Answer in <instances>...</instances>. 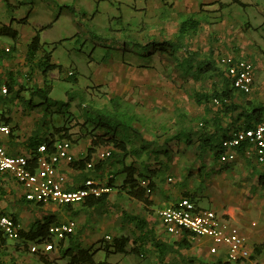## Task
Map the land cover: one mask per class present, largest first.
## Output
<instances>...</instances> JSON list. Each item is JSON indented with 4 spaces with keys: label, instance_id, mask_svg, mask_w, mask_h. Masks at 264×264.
I'll return each mask as SVG.
<instances>
[{
    "label": "crops",
    "instance_id": "1",
    "mask_svg": "<svg viewBox=\"0 0 264 264\" xmlns=\"http://www.w3.org/2000/svg\"><path fill=\"white\" fill-rule=\"evenodd\" d=\"M46 1L0 0V108L6 120H9L11 128L10 135L0 134V143L11 156L36 158L37 154L35 155L30 147L32 136L36 134L35 141L40 142L46 138L59 139V135L55 133L59 129L52 126L48 117L45 120L42 111L30 110L18 100H14L13 92L3 93L4 89L7 90V85L14 84L15 93L21 88L28 89L33 85L42 89L49 86L51 98L65 101L61 91L64 94L73 90L84 91L86 88L82 87H90L93 84L88 82L86 85V73L83 71L84 68L91 69V65L83 66L79 70L77 65L64 67L54 59L53 55L58 48L75 36L57 42L45 40L49 32L60 24L64 14H67L66 17L77 18L80 29L84 26L82 23L90 22L85 10L87 2ZM106 2L109 5L104 19L109 22L117 21L122 24L124 19H141L142 30L147 37L140 40V46H145L151 41L175 40L183 21L191 17L199 19L202 24L192 38H187V45L201 50L205 45L207 48L204 51H209L214 61L218 55L251 61L255 68V85L253 92L248 96L252 97L251 102L264 103V0H134L132 5L134 11L139 13L138 17L135 13L128 15L122 12L116 16V5L120 8L126 5L118 0ZM57 9H60V12L54 22L45 26L36 24L34 27L30 24L29 17L33 15L37 16L39 21H50L46 16L41 17V14L54 17ZM20 20L27 22L22 23ZM4 29H9L11 34L8 32L2 35ZM13 31L17 33V39L11 36ZM38 33L41 49L36 61L50 54L51 63L62 66L63 70L62 73L57 70L51 72L47 84L36 65L30 67L26 62L28 46ZM201 38H206L205 42L200 43ZM156 56L157 54L150 55L149 63ZM106 58L97 65L114 63ZM67 69H75L77 84L67 82V77H64ZM63 83L67 85L62 86ZM23 93L29 98L28 91ZM117 97L122 98L119 95ZM218 112L212 111L208 114L215 116ZM206 115L207 112L204 111L200 118H205ZM190 119L193 118L188 117V120ZM228 123L230 119L224 126ZM234 132L235 130L230 131L224 139ZM81 135H72L73 140H77L71 150L74 160L83 159L90 146L91 139L79 138ZM219 139L221 141L223 137L219 136ZM104 149L106 148L97 149L91 163L99 161L98 153ZM170 150L167 157H162V160L167 162L163 165L164 171L160 175H151L153 193L149 196V204L145 205L131 198L122 190L124 176L117 179L119 188L112 189L109 193V203L116 202L123 206L127 213L142 218L144 224L141 226L135 221L125 220L123 211L116 212V216L108 221L109 217L106 216L109 211L106 207L96 210L84 207L83 203H31L26 200L22 185L11 175L0 173V212L13 218L22 232H28L35 221H44L46 217L53 218V225L71 221L76 223L75 234L63 241H53V250L44 256L30 251L31 246L39 240L30 242L20 238L14 241L2 235L0 264H69L71 257L77 253L73 250L75 247L90 251L94 255L95 264H264V164L258 161L255 149L244 146L238 150L236 161L228 164L220 163L222 145L202 152L199 143L194 146L181 143L171 144ZM131 163L132 160L129 159L127 164ZM60 169L67 177L68 190L81 188L85 181L80 177V171L72 169L66 163H63ZM107 180L108 177L96 182L106 185ZM119 181L121 183H118ZM183 198L193 201L199 209L214 211L232 230L246 237L251 251L250 258L232 263L227 258L225 247H220L216 254L211 253L213 242L209 238H195L187 231L180 235L168 233L161 222L160 211L176 205ZM128 200L137 205L134 208L128 207L130 203L124 206L123 203L126 204ZM98 211L103 219L96 220L91 216ZM85 213H88V218L83 215ZM106 236H110L112 240L104 241ZM121 239L128 240L124 251L111 247L114 240ZM160 247L164 250L163 254Z\"/></svg>",
    "mask_w": 264,
    "mask_h": 264
},
{
    "label": "trees",
    "instance_id": "2",
    "mask_svg": "<svg viewBox=\"0 0 264 264\" xmlns=\"http://www.w3.org/2000/svg\"><path fill=\"white\" fill-rule=\"evenodd\" d=\"M201 25V21L195 17H191L182 22L179 35L175 40L170 41H151L145 46H140L148 50L149 55H159L168 57L171 60H178L180 52H184L185 56L178 63V67L182 71L184 79L189 77L195 80H200L207 75H218L222 79V88L219 91L212 93H196L194 101L198 105H205L207 115L205 118L188 120L184 115L179 116V123L176 132L171 137L159 143L158 140H150L145 138L141 129L135 126V117L124 111L121 98L115 96L109 100V106L94 107L91 104H85V91H68L67 100H55L49 96V89L31 86L28 89L21 88L15 93V85H7V92L12 93L14 100H18L22 105L30 110H40L44 113V118L47 120L52 115H58L61 118L69 119L72 117L71 108L74 102L84 112L85 123L81 126V137H89L91 139L87 155L80 160L72 161L69 166L80 171V177L86 182L88 180H104L108 177L106 185L110 189L119 188L117 179L119 176H124V182L121 186L127 194L145 205L149 204V196L145 189L140 185L142 180H151V175H160L164 170L162 157L168 156L171 151V144L184 143L186 146H194L199 143V149L203 152L206 149L217 148L222 145L224 138L230 131L250 129L264 119V103H255L246 101L243 105L236 101V95L239 97L245 94L233 88L231 81L225 76V73L217 63L213 60L212 55L203 57L198 51H194L187 46V38L195 34ZM9 29H4L2 35H6ZM13 39H17V33L12 32ZM11 34V32L9 33ZM41 49L39 33L28 46L26 62L32 67H36L41 71L43 77L48 80V76L53 71L63 72L62 66L51 63V55L48 54L42 59L36 61L38 53ZM67 82L77 84L75 74L67 77ZM29 92L27 98L23 92ZM214 100L221 101L222 105L217 107L219 112L215 116H210L213 111ZM224 101H227L225 103ZM221 109V110H220ZM226 115L230 119V123L225 125ZM9 123V120H7ZM213 131V132H211ZM56 135H59L57 140H73L70 130L63 128L56 130ZM36 134L31 138V148L36 155L41 144L45 143L49 149L53 148L56 139H44L43 142L35 141ZM219 136L223 137L220 141ZM171 143V144H170ZM111 148V155L103 160L95 162L92 168H88L93 155L99 148ZM131 159L132 163L127 164ZM153 169H152V168ZM84 182V183H85ZM153 189L152 182L150 181ZM67 183V188H68ZM69 189V188H68ZM83 203L84 207L90 209H103L109 203V194H103L101 197H88ZM43 205V204H39ZM69 209L70 206H68ZM124 219L127 221H135L140 226L144 221L139 216H135L123 211ZM54 224L52 217H46L44 221H35L28 232L21 231V238L24 241H38L48 239L49 228ZM3 234L0 232V240ZM6 238V237H5ZM112 240V239H111ZM106 241V239L104 240ZM128 240H114L111 247L117 251H124ZM77 253L71 257L69 264H95L93 254L90 251L73 249ZM163 254V249L160 247ZM137 252V251H136Z\"/></svg>",
    "mask_w": 264,
    "mask_h": 264
},
{
    "label": "rangeland",
    "instance_id": "3",
    "mask_svg": "<svg viewBox=\"0 0 264 264\" xmlns=\"http://www.w3.org/2000/svg\"><path fill=\"white\" fill-rule=\"evenodd\" d=\"M85 1L87 2L85 8L87 11L86 16L90 22L82 23L84 26L80 29L81 26L79 27L77 18L73 16L66 17L65 15L67 14H64L57 28L49 32V36L45 39L48 42H57L75 36L74 39L65 41L53 56L56 62L64 67L77 65L80 70L83 66H92L91 69L88 68L89 70L85 68L83 70L86 73V85H88V82L93 83L90 87H82L86 88L83 92L85 104L102 108L105 105L109 106V100L119 95L122 97L121 100L123 99L122 107L124 111L134 115L135 126L141 129L145 138L156 139L159 143H163L165 139L175 134L179 116L186 115L187 119L188 117L200 119L206 107L205 105H198L194 101V95L196 93L210 94L214 91H219L222 88L221 77L218 75H207L200 80H195L192 77L187 80L184 79L182 71L178 67V63L185 56L184 52H180L178 60H171L168 57L157 55L149 63L151 58L148 54L149 51L144 48L141 49L139 46L140 40L145 39V36L147 37L145 31L142 30L140 18H135L132 21L129 18L127 20L124 19L121 21L122 24L117 23V21H114V23L109 22L104 19V16H107L105 11L109 5L106 0L100 3L98 2L99 0ZM110 1L115 2L116 0ZM118 1L130 7L123 6L120 8L117 4L116 10H118V13H116V16L122 12V14L127 13L128 15L135 13L138 17L139 13L134 11L132 5L134 0ZM41 10L44 11V9ZM46 11L48 12V10ZM59 12L60 9H57L54 17L49 14H41V17L46 16L50 21H39L36 19L37 16L33 15L29 17V22L33 27L37 26L36 24L45 26L50 22H54L58 18ZM94 18L96 19L93 21ZM20 22L24 23L27 21L20 20ZM15 26L17 27L18 25L15 24ZM46 34L48 32L44 36ZM195 34L190 35L188 38H192ZM6 40L9 39L6 38ZM205 40L206 38H201L200 43L205 42ZM187 46L194 51H198L202 58L211 57L212 55L209 51H204L207 48L205 45L202 50L201 48L193 49L190 45ZM218 56L215 62L219 66V59L222 56ZM105 57L114 63L111 65H97ZM139 60H141L140 63H137ZM146 63H149V65ZM69 73H74L76 76L75 69H67L64 77H68ZM66 85L62 84V86ZM61 96H65V100H67V95L62 91ZM251 99L252 97L248 95L239 97V93H237V102L241 105ZM213 111L219 110L216 106H213ZM0 112H2L1 108ZM71 113L73 118L65 119L58 115H52L48 120L55 129H69L72 131V135L77 137L81 134V126L86 119L77 101L73 103ZM223 116L225 117V123H227L229 118L226 115ZM162 161L163 164L167 163L165 160ZM120 181L118 183H121ZM128 201L126 204L123 203V205L127 206L130 203L128 207L132 208L137 205L131 200ZM123 208L116 202H110L105 208L109 211L106 216L109 217L107 220H112V217L116 216V212L124 211ZM84 211L81 210V212ZM83 215L86 218L89 217L88 213ZM91 216H94L96 220L103 219L100 211L91 214ZM102 254L104 253H99V255Z\"/></svg>",
    "mask_w": 264,
    "mask_h": 264
},
{
    "label": "built area",
    "instance_id": "4",
    "mask_svg": "<svg viewBox=\"0 0 264 264\" xmlns=\"http://www.w3.org/2000/svg\"><path fill=\"white\" fill-rule=\"evenodd\" d=\"M219 67L223 69L234 89L245 95L253 92L255 68L251 61L224 56L219 59ZM71 74L73 73H69ZM6 92L7 90L4 89L3 93ZM213 103L216 107L222 105L219 100H214ZM10 133L11 128L6 117L0 112V134L8 136ZM72 146L70 140H57L52 149L42 144L38 148L37 157L30 159L26 156L9 155L4 145L0 143V173L11 175L24 188L26 200L35 204L73 205L91 196L101 197L103 194L111 193L112 189L94 180L86 181L79 189L68 190L67 177L61 172L60 167L63 163L69 165L74 161L71 154ZM244 146L254 148L258 161L264 164V119L253 128L235 131L223 140L220 163L235 162L238 150ZM110 155L111 149L106 148L98 153V160L106 159ZM92 166L93 163H90L88 168ZM140 185L148 195H152L150 181L142 180ZM160 218L165 230L170 234L180 235L183 231H187L195 238L211 239L212 254H216L220 247H225L227 258L232 263L249 259L251 256L246 237L232 230L214 211L199 209L188 198H183L176 205L161 210ZM75 230L74 221L52 225L49 228L48 239L32 245L30 251L44 256L53 250V241L66 240L75 234ZM0 232L10 240L17 241L21 238L20 226L13 218L2 212H0ZM105 239L111 241L112 238L106 236Z\"/></svg>",
    "mask_w": 264,
    "mask_h": 264
}]
</instances>
